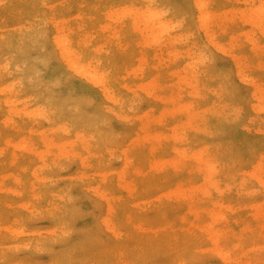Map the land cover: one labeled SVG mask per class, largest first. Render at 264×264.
I'll list each match as a JSON object with an SVG mask.
<instances>
[{
    "label": "rangeland",
    "instance_id": "rangeland-1",
    "mask_svg": "<svg viewBox=\"0 0 264 264\" xmlns=\"http://www.w3.org/2000/svg\"><path fill=\"white\" fill-rule=\"evenodd\" d=\"M260 1L208 0L205 30L195 0H0V264H264V25L235 14ZM148 4L176 46L134 27ZM62 33L120 106L67 71Z\"/></svg>",
    "mask_w": 264,
    "mask_h": 264
},
{
    "label": "bare ground",
    "instance_id": "bare-ground-1",
    "mask_svg": "<svg viewBox=\"0 0 264 264\" xmlns=\"http://www.w3.org/2000/svg\"><path fill=\"white\" fill-rule=\"evenodd\" d=\"M208 1V0H207ZM207 1H204V0H197V2H196V0H195V7L197 6V8H198V10H199V20H200V22H201V24H202V29H205V30H207V29H210V25H211V19H213L214 20V18H212V11H209L208 9H207V5H209V2H208V4L207 3H205V2H207ZM245 2H248V0H245ZM196 3H197V5H196ZM133 4V3H132ZM239 4V3H238ZM246 4V3H245ZM244 4V5H245ZM149 5V4H148ZM148 5L145 7V8H143V10L142 11H138L139 9H137V7H136V10H134L136 13L135 14H137V16H136V18H135V14H134V18H135V21H134V27H136L135 26V24H139L140 22H142L143 21V23L145 24V26H146V29L147 30H149L150 31V33H152V34H156V35H158V36H156V39H154L155 40V42L156 43H158V42H160V44L161 43H163V42H161L160 40V37L163 35H168L169 34V36L167 37V41H166V46L168 45V47H169V45L171 46H176L177 45V43H178V41H179V39H181V38H184L183 36L181 37V38H179V36L177 37V36H173L172 34H171V30H172V27H171V25H170V23L169 22H167L166 21V18L164 19V17H165V15H164V12L162 11L161 12V10H156V9H152L151 8V6L149 5V7H148ZM233 6H236V4H233ZM131 7H134L133 5L132 6H130V7H125V9H123L122 11H123V14H124V12H125V10H127V8L128 9H132ZM142 7V6H141ZM139 8V7H138ZM244 8V7H243ZM242 8V9H243ZM134 9H135V7H134ZM234 10H235V8H233ZM241 8H240V10L239 9H236V10H239V11H237L235 14H236V16H238L239 15V17H240V20H241V18L242 19H246L245 21L248 23V24H250V25H252L253 26V28H255V30H257V31H261L262 30V27H263V25H264V4H263V1H260V4L258 5V8L257 9H255L254 11H252L251 13H249L247 10H242ZM129 10V11H130ZM233 10V11H234ZM235 10V11H236ZM111 11V10H110ZM128 11V10H127ZM208 11L209 12H212L211 13V15H210V13H208ZM119 12H121V11H119ZM226 12V11H225ZM224 12V13H225ZM229 12V11H228ZM131 13V12H130ZM130 13H129V15H130ZM233 13V12H232ZM233 13V14H234ZM116 14H118V16H119V14L120 13H116ZM225 14H227V13H225ZM114 15V14H113ZM133 15V14H132ZM117 16V15H116ZM116 16H113V17H116ZM228 16V15H227ZM133 17V16H132ZM131 17V18H132ZM217 17V16H216ZM238 18V17H237ZM38 19V18H37ZM119 19V18H118ZM118 19H117V21H118ZM120 19H121V17H120ZM216 19V18H215ZM142 20V21H141ZM68 21V20H67ZM121 21V20H120ZM123 21V20H122ZM122 21H121V23H122ZM169 21L171 22L172 20H170L169 19ZM244 21V20H243ZM244 21V22H245ZM57 25H58V22L56 23ZM62 23H60V25H61ZM123 24H125L124 22H123ZM62 26H64V25H62ZM62 26L60 27V28H62ZM117 27H118V24L116 25ZM55 27H58V26H55ZM59 27H58V29H59ZM65 27V26H64ZM125 27L127 28L128 26L127 25H125ZM126 28H124V29H126ZM252 28V29H253ZM64 29V28H63ZM65 29H66V27H65ZM116 29V30H115ZM173 29L175 30V28L173 27ZM73 30V29H72ZM114 30L115 31H113V33H115V32H117V28H114ZM61 32V31H60ZM75 32V31H74ZM59 33V32H58ZM70 33V32H69ZM61 34V33H60ZM59 34V36H54L55 38L53 39V44H54V47H55V53H56V55L58 56V59L60 60V62H62L64 65H65V67H66V69H67V71L68 72H70L71 74H73V75H75V76H78V78L80 79V81H81V83H83V84H85V85H89V86H99V87H104V89H102V94H103V96H104V99H106L107 101H109L112 105H114V106H120V104H119V101H116L115 100V97L113 98V96L111 95V92L109 91V89L106 87V86H104V83H105V74H103V73H100V64L97 62V63H93L92 61H89L88 59H86V57H85V55H83L82 53H79L78 51H77V49H76V47H75V43H74V41L72 40V38L69 36V35H67V33H66V35H64L65 33H62L63 35H60ZM120 34V33H119ZM88 35H89V33H88ZM87 35V36H88ZM176 35V34H175ZM113 37H116L114 34L112 35ZM90 37V36H89ZM111 37V36H110ZM119 37V36H118ZM165 37V36H164ZM81 39V38H80ZM164 39V38H163ZM109 40V39H108ZM117 40V39H116ZM153 40V41H154ZM88 42H92L91 40L89 41L88 40ZM86 45H87V43H86ZM162 45V44H161ZM85 46V45H84ZM101 48V47H100ZM97 49H99L98 47H97ZM102 50V49H101ZM99 51V50H98ZM98 51H97V53H98ZM105 52V51H104ZM96 56V55H95ZM176 56L177 57H183V59H185L186 60V58H185V53H184V51H178L177 53H176ZM95 59L98 61V58H96L95 57ZM92 60V59H91ZM94 61V60H93ZM185 69V67H182V69ZM181 69V71H183ZM178 71H176V72H173L172 73V75L173 76H175L176 75V73H177ZM129 74V73H128ZM129 76V75H128ZM180 76V75H179ZM188 77V76H187ZM178 79H179V77H178ZM180 80V79H179ZM186 81V80H185ZM189 82V81H188ZM191 83V82H190ZM14 88V87H13ZM255 97H256V100L258 101V106L256 107L257 109L256 110H258V111H262L263 109H264V95L262 94V92L261 91H259V93H257V94H255ZM13 100H15V98H13ZM12 100V101H13ZM20 101V100H19ZM18 102V101H17ZM21 102V101H20ZM14 103H15V101H14ZM19 103V102H18ZM181 106V105H180ZM171 107H174V105H173V103L171 104ZM179 107V106H178ZM185 107V106H184ZM183 108V107H182ZM181 108V109H182ZM177 110H180V109H177ZM141 119H143V120H141L142 121V124H140L141 126H142V128H146V127H148V126H150L152 123L151 122H154L155 120H154V118H141ZM161 119V118H160ZM158 121V120H157ZM144 122V123H143ZM141 123V122H140ZM141 127H140V132L139 133H141V129H142ZM139 133L138 134H136V135H139ZM135 135V136H136ZM141 136V135H140ZM138 137L137 136V139L138 140H144V139H146L147 138V136L146 135H142V137ZM173 138H177L178 136H179V132H177V131H175L174 133H173ZM125 148H127V147H125ZM124 148V149H125ZM124 149H122V151L124 152L125 150ZM124 153H126V155L128 156V152H124ZM185 153H183V155H184ZM189 156H192L193 157V154L192 155H190L189 154ZM194 156H196L195 155V153H194ZM191 157V158H192ZM194 158V157H193ZM196 158V157H195ZM194 158V159H195ZM127 160H128V158H127ZM129 162H131L132 161V158L130 159L129 158V160H128ZM133 162V161H132ZM131 162V163H132ZM259 161H257L256 163H258ZM255 163V164H256ZM172 166L173 167H175V163L174 164H172ZM177 167V166H176ZM252 170H253V172L252 173H250V174H248V176H250V177H255L256 179V182L264 189V176H258L257 175V172H263L264 171V158L262 159H260V163L259 164H257V165H254L253 166V168H252ZM122 181V180H121ZM178 186V185H177ZM182 186V185H181ZM180 187V186H179ZM181 189V188H180ZM173 190V189H172ZM171 190V191H172ZM177 190V189H176ZM182 190V189H181ZM181 190H179V188H178V190H177V192H175V194L177 193V195L179 194V192L181 191ZM174 191V190H173ZM179 191V192H178ZM183 191V190H182ZM180 192V194L178 195V196H181V194L183 193V192ZM173 194H174V192H172ZM183 197V196H182ZM228 207V206H227ZM229 208H231V207H229ZM227 209V208H226ZM231 210V209H230ZM214 217H215V220L217 221V222H219V221H223L224 219H225V216H224V214L223 215H221V214H218V212H217V215L215 216V214H214ZM238 218H240L239 219V221H240V223L241 224H246L247 223V221L243 218V217H238ZM231 220V218L229 219V221ZM214 235V234H213ZM216 240H217V238H216ZM215 240V241H216ZM214 241V240H213ZM218 243V242H217ZM216 247H218V246H216ZM220 247V246H219ZM214 251H216L215 249H213ZM221 250V249H220ZM217 251H218V249H217ZM224 250H222L221 252L219 251V254L218 255H220V256H222V257H224V259L225 258H227L228 259V262L229 261H232L231 263L232 264H234L235 263V261H234V258H232L231 256L232 255H230V253L228 254L227 252H223ZM229 252V251H228ZM218 253V252H217ZM216 253V254H217ZM221 257V258H222ZM223 259V260H224ZM230 259V260H229ZM233 259V260H232ZM234 261V262H233Z\"/></svg>",
    "mask_w": 264,
    "mask_h": 264
}]
</instances>
